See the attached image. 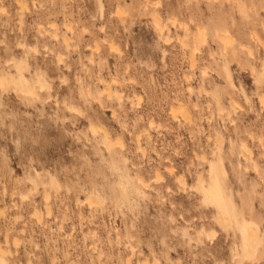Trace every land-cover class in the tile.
<instances>
[{"label":"rangeland","instance_id":"1","mask_svg":"<svg viewBox=\"0 0 264 264\" xmlns=\"http://www.w3.org/2000/svg\"><path fill=\"white\" fill-rule=\"evenodd\" d=\"M20 1L0 0L7 264H264L232 258L264 231V0Z\"/></svg>","mask_w":264,"mask_h":264},{"label":"bare ground","instance_id":"2","mask_svg":"<svg viewBox=\"0 0 264 264\" xmlns=\"http://www.w3.org/2000/svg\"><path fill=\"white\" fill-rule=\"evenodd\" d=\"M20 10L22 11L23 9H25V3L22 2V0L20 1ZM101 4V2H100ZM18 5V4H17ZM101 6V5H100ZM20 11V13H21ZM27 11V10H26ZM102 11V10H101ZM22 14V13H21ZM120 14V13H119ZM172 20V19H171ZM174 23V21H173ZM172 23V25H173ZM153 24H154V27L156 28V30L158 31L159 34H162V36L164 35V28L162 26V24L160 23V20H159V17H157L156 14H154L153 16ZM185 25V24H184ZM180 26V25H179ZM53 27V26H52ZM67 27V26H66ZM71 26H69L68 28H70ZM165 27V26H164ZM67 28V29H68ZM196 29V32L195 33H192V36L193 38H197L198 41L197 42H202L204 40V29L200 26H196L195 27ZM189 31L188 28H184V34L187 35V32ZM71 32V31H70ZM57 34V33H56ZM55 35V34H54ZM72 35V34H71ZM57 36V35H56ZM55 36V37H56ZM165 36V35H164ZM64 37V36H63ZM65 38V37H64ZM217 39H219V41L222 43L223 45V48L226 49L232 42L231 38L230 37H227V36H224V35H217ZM66 40V38H65ZM166 41L168 40L167 37L165 39ZM178 40V38H177ZM258 41V39H255ZM169 41V40H168ZM167 41V42H168ZM63 42L65 43L66 41L63 40ZM182 42V40L180 41ZM258 43L261 44V40L260 42L258 41ZM111 44V43H110ZM112 45V44H111ZM244 47V46H243ZM242 47V48H243ZM264 47V46H263ZM115 49V48H114ZM118 49V48H117ZM223 49V53L226 52V50ZM250 49V48H248ZM264 49V48H263ZM197 50V47L194 45V47L191 49V53L190 54H193L194 51ZM250 52V50H248ZM247 51V52H248ZM248 52V53H249ZM247 53V54H248ZM250 55V54H249ZM192 66V65H191ZM17 69V68H16ZM20 70V74L23 76L22 78L25 80L27 79L25 74L22 72V67H19L18 68ZM48 79V78H47ZM13 81V80H12ZM14 83V82H13ZM4 84V79H0V87H2ZM19 85V90L25 94V95H29V96H33V95H36V90H35V87L29 83V84H25L24 82L20 81V83L18 84ZM40 87V86H39ZM44 87V86H42ZM106 91V93H108L107 95L109 96L111 94V89H110V86L108 85V87L104 90ZM235 105V104H234ZM69 109V108H68ZM76 109V108H75ZM186 109V108H185ZM184 109L183 106H178L177 107V110L171 109V116H174L175 115V112L178 111L180 117H183L184 119L186 120H190L189 118V115H188V112H186V110ZM77 111V110H76ZM75 111V112H76ZM115 113V112H114ZM91 127V126H90ZM94 129L95 127L92 126ZM93 131V129H92ZM96 131V129L94 130ZM103 131V130H102ZM96 133V132H95ZM94 134V133H93ZM103 134H104V131H103ZM104 140L106 141V143L108 145H111L109 141V137L107 134H104ZM106 144V145H107ZM110 147V146H109ZM170 171V169L168 170ZM155 176L156 178H161L160 177V173L157 171L155 173ZM159 180V179H158ZM184 183V185H182ZM181 183V185L184 187L185 186V182ZM48 198V197H47ZM92 204V202H90ZM48 213V212H47ZM216 218V221L217 223L223 228H227V225H228V218L226 216H223V215H219L217 214V216L215 217ZM203 230V228H202ZM214 232V230H211ZM210 234H212L211 232H209ZM208 236V235H207ZM206 236V237H207ZM210 236V235H209ZM208 236V237H209ZM212 236L214 237V233L212 234ZM207 237V238H208ZM211 237V236H210ZM234 237H236L240 243V250L239 251H233L232 252V258L238 260L239 262H242V260L244 259H250V258H254L261 250L260 248L262 246H264V231H259L257 228H253V227H250V228H246L244 233L240 232V233H237L234 235ZM212 238V237H211ZM15 239V238H14ZM6 240V239H5ZM19 242V241H18ZM6 243V242H5ZM14 243V242H13ZM17 244V242H16ZM19 244V243H18ZM15 246V245H14ZM5 253V254H4ZM7 253L3 250L0 249V264H7V261H6V257L4 255H6ZM7 256V255H6Z\"/></svg>","mask_w":264,"mask_h":264}]
</instances>
